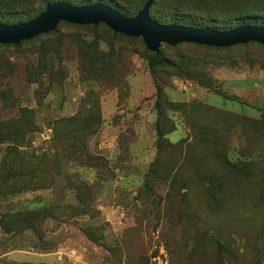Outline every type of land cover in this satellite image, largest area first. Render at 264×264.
Returning a JSON list of instances; mask_svg holds the SVG:
<instances>
[{
    "label": "rangeland",
    "instance_id": "374dc122",
    "mask_svg": "<svg viewBox=\"0 0 264 264\" xmlns=\"http://www.w3.org/2000/svg\"><path fill=\"white\" fill-rule=\"evenodd\" d=\"M154 1L159 24L264 27V0ZM0 264H264V46L156 55L65 23L0 45Z\"/></svg>",
    "mask_w": 264,
    "mask_h": 264
},
{
    "label": "water",
    "instance_id": "95a60500",
    "mask_svg": "<svg viewBox=\"0 0 264 264\" xmlns=\"http://www.w3.org/2000/svg\"><path fill=\"white\" fill-rule=\"evenodd\" d=\"M153 0H147L134 17L127 18L104 3L72 6L66 2L49 3L34 19L15 25L0 23V45H17L39 35L53 32L61 22L85 26L103 24L112 32L140 38L152 53L162 44L176 46L187 43L213 48H228L247 43L264 46V27L240 25L228 30L195 28L177 24H159L149 16Z\"/></svg>",
    "mask_w": 264,
    "mask_h": 264
},
{
    "label": "trees",
    "instance_id": "16d2710c",
    "mask_svg": "<svg viewBox=\"0 0 264 264\" xmlns=\"http://www.w3.org/2000/svg\"><path fill=\"white\" fill-rule=\"evenodd\" d=\"M5 2H7L8 0H4ZM147 0H145V2H146ZM223 2H224V0H222ZM38 2L40 3V6H41V8H40V10L39 11H37V12H35L31 17H29V18H27L26 20H24V21H19V20H17V21H14V22H12V23H9L8 21L7 22H5L7 19L0 13V23L1 24H4V25H15V24H19V23H24V22H27V21H30V20H32V19H34L35 17H37L40 13H42L43 11H44V9H45V6L47 5V4H49V3H55V2H66V3H68V4H70V5H72V6H75V4H73V2H72V0H38ZM100 1H94L93 3H99ZM145 2L142 4V6L145 4ZM154 0H153V3H152V5H151V7L153 6V4H154ZM101 3V2H100ZM3 4H6V3H3ZM90 3H84V4H81V3H79L78 4V6H84V5H89ZM92 4V3H91ZM204 4V6H208V4L207 3H203ZM142 6H141V8H142ZM151 7H150V9H151ZM140 8V9H141ZM139 9V10H140ZM150 9H149V12H150ZM138 10V11H139ZM241 10H243V9H239V10H237V11H239L237 14L239 15V17H238V19L235 21L236 22V24H235V26L234 27H237V26H240V25H256V26H260L259 24H257V23H255L257 20H258V17L256 16V15H249V13H243V12H240ZM137 11V12H138ZM137 12L134 14V15H132V16H130V17H127V16H124L123 14H121V13H119V14H121L122 16H124V17H127V18H131V17H134L136 14H137ZM206 14H207V12H208V9L206 10V11H204ZM236 12V11H235ZM242 14H244V15H242ZM245 14H247V15H245ZM244 16H248V17H244ZM5 19V20H4ZM155 21V20H154ZM61 23H63V22H61ZM60 24V23H59ZM65 24H67V23H65ZM172 24V23H171ZM69 25H71V24H69ZM99 25V24H98ZM178 25V24H177ZM86 26H92V25H86ZM186 26H191V25H186ZM191 27H193V26H191ZM195 28H196V26H194ZM234 27H232V28H234ZM232 28H230V29H232ZM109 29V28H108ZM110 30V29H109ZM52 33H54V31L53 32H50V33H48V34H44V35H49V34H52ZM114 33V32H113ZM116 34H118V33H116ZM121 35V34H120ZM39 36H42V35H39ZM39 36H37V37H39ZM36 38V37H35ZM34 39V38H33ZM32 40V39H31ZM30 41V40H29ZM22 42H25V41H22ZM22 42H20V43H22ZM19 43V44H20ZM257 44V43H256ZM259 45V44H258ZM199 46V45H198ZM236 46H238V45H236ZM262 46V45H261ZM203 47H206V46H203ZM232 47H234V46H232ZM209 48H213V47H209ZM228 48H230V47H228ZM215 49H220V48H215ZM221 49H227V48H221ZM159 51V50H158ZM158 51L157 52H155V53H153V54H156L157 55V53H158ZM150 52V51H149ZM152 53V52H151Z\"/></svg>",
    "mask_w": 264,
    "mask_h": 264
}]
</instances>
